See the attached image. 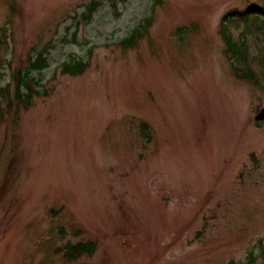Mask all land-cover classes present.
Wrapping results in <instances>:
<instances>
[{"label": "rangeland", "instance_id": "1", "mask_svg": "<svg viewBox=\"0 0 264 264\" xmlns=\"http://www.w3.org/2000/svg\"><path fill=\"white\" fill-rule=\"evenodd\" d=\"M40 53L0 98V264H264V0H0V88Z\"/></svg>", "mask_w": 264, "mask_h": 264}, {"label": "trees", "instance_id": "2", "mask_svg": "<svg viewBox=\"0 0 264 264\" xmlns=\"http://www.w3.org/2000/svg\"><path fill=\"white\" fill-rule=\"evenodd\" d=\"M118 0H113V2H116ZM158 2H161V0H158ZM99 2L93 1L90 3L88 7V13L85 15L86 20H90L92 15L95 13V11L98 8ZM258 8L256 6L248 7L244 12L243 15H248L251 12L257 11ZM230 15V14H229ZM225 15L222 20V25L220 29V34L223 37L227 47H226V53L229 54L228 58L229 60H232V55H235V51H237V45L234 43L231 35L227 32V25L225 24L227 22L228 16ZM152 19L147 20V27L150 28L152 26ZM143 35V33L140 34V36ZM134 36L130 39H127L123 42L124 45L130 44L132 45V42L134 41ZM44 54H40L37 59L34 60L32 57L29 66L25 70H20L14 74L13 77V85L10 83L4 88H0V98L2 100H7L9 102V106L13 105V103H16L17 107L23 106L25 110H28L32 104H33V95L39 94L38 91L34 89V86L36 84H39L38 82H35L34 78H32L30 75L34 72H42L44 69H46L49 66L48 60L43 57ZM244 62H246L245 59H242ZM65 68L62 70V73L65 75H71V76H79L82 75L85 72V69L88 65L83 63L81 60H74L73 64H67L65 63ZM232 70L234 71L235 77H237L240 80L248 81L255 86L260 85V80L256 73L252 70V68H240L236 64H232ZM15 87L13 95H11V89ZM0 108H2V103H0ZM3 117V116H2ZM148 128V124L144 123L142 124V131L144 132ZM13 169H11L10 173H12ZM8 181V180H7ZM2 188H6V186H3ZM2 195H5L4 193ZM97 250V243L93 241L89 242H79L74 245H68L65 248H59L57 249L58 253H62L64 256V259L66 260L67 264H70L71 262H74L78 259H80L83 255H92ZM244 264H253V260L246 262Z\"/></svg>", "mask_w": 264, "mask_h": 264}, {"label": "water", "instance_id": "3", "mask_svg": "<svg viewBox=\"0 0 264 264\" xmlns=\"http://www.w3.org/2000/svg\"><path fill=\"white\" fill-rule=\"evenodd\" d=\"M256 122H263L264 121V108L260 110V112L255 116Z\"/></svg>", "mask_w": 264, "mask_h": 264}]
</instances>
